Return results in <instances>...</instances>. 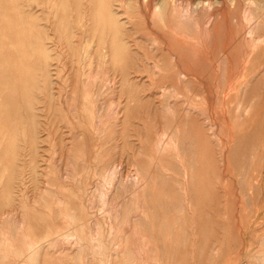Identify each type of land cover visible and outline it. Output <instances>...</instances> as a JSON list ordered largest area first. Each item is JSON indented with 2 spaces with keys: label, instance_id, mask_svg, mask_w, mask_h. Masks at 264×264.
I'll use <instances>...</instances> for the list:
<instances>
[{
  "label": "rangeland",
  "instance_id": "rangeland-1",
  "mask_svg": "<svg viewBox=\"0 0 264 264\" xmlns=\"http://www.w3.org/2000/svg\"><path fill=\"white\" fill-rule=\"evenodd\" d=\"M0 264H264V0H0Z\"/></svg>",
  "mask_w": 264,
  "mask_h": 264
},
{
  "label": "bare ground",
  "instance_id": "bare-ground-1",
  "mask_svg": "<svg viewBox=\"0 0 264 264\" xmlns=\"http://www.w3.org/2000/svg\"><path fill=\"white\" fill-rule=\"evenodd\" d=\"M97 1V0H96ZM103 2V1H102ZM99 3V2H98ZM105 3V2H104ZM176 3V2H175ZM173 4V3H172ZM108 8V7H106ZM67 11V10H66ZM113 11V10H112ZM111 13V12H110ZM175 13V12H174ZM118 14V13H117ZM35 15V14H34ZM33 16V15H32ZM221 17V16H220ZM90 20V19H89ZM114 27V26H113ZM100 28V27H99ZM195 38V37H194ZM108 52V51H107ZM117 61V60H116ZM182 75V74H181ZM180 76V75H179ZM122 79V78H121ZM122 81V80H121ZM49 83V82H48ZM52 85V84H51ZM16 96V95H15ZM207 96V95H206ZM26 97V96H25ZM35 99V98H34ZM196 117V116H195ZM197 123V122H196ZM201 129V128H200ZM202 136V135H201ZM161 137V136H160ZM33 162H36V161H33ZM36 164V163H35ZM37 173V172H36ZM89 194V193H88ZM103 195V194H102ZM64 237V236H63ZM95 238H96V235H95ZM93 241V240H92ZM73 243V242H72ZM82 243V242H80ZM115 248V247H114Z\"/></svg>",
  "mask_w": 264,
  "mask_h": 264
}]
</instances>
